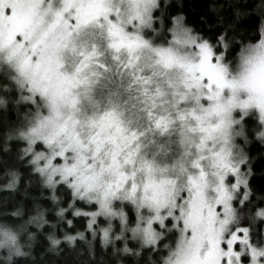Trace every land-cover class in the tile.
Returning a JSON list of instances; mask_svg holds the SVG:
<instances>
[{
	"label": "snow or ice",
	"instance_id": "1",
	"mask_svg": "<svg viewBox=\"0 0 264 264\" xmlns=\"http://www.w3.org/2000/svg\"><path fill=\"white\" fill-rule=\"evenodd\" d=\"M156 10V0H0V67L34 107L21 134L49 182L59 181L91 207L76 209L89 228L98 218H119L150 249L166 230L171 242L163 264H264V235L254 237L243 213L250 162L233 142L236 116L255 111L264 120V29L230 63L227 36L214 43L184 28L182 18L172 43L183 51L153 47L145 32ZM91 30L102 32L116 53L117 75L146 77L150 70L138 73L145 49L157 66L177 73L171 91L153 97L155 106L142 105V127L124 129L110 150L80 134L79 93L108 69L99 49L79 46ZM111 115L119 119L116 109ZM178 123L186 125L190 167L168 168L143 155L147 136L167 134ZM256 215L264 217V210Z\"/></svg>",
	"mask_w": 264,
	"mask_h": 264
},
{
	"label": "clouds",
	"instance_id": "2",
	"mask_svg": "<svg viewBox=\"0 0 264 264\" xmlns=\"http://www.w3.org/2000/svg\"><path fill=\"white\" fill-rule=\"evenodd\" d=\"M156 3L155 17L145 32L147 40L153 47H178L172 43L173 29L178 18H182L184 28L191 29L194 34H197L192 26L185 23L186 16L182 13L172 16L170 25L166 22V9L170 7L171 0H156ZM240 45H246V43L240 42ZM79 46L85 52L89 48L99 49L101 62H107L108 65L107 71L99 74L102 78L93 81V87L86 88L79 93L80 134L85 140L90 138L98 140L106 150H110L124 129L137 125L142 127V105L147 107L148 102H151L155 106L156 101L153 97L169 93L171 91L170 81L176 79L177 73L166 71L163 67L157 66L154 53L145 49L139 53L141 67L138 69V73L145 69L150 70L146 77L142 78L137 74L136 79H132L128 73L117 75L116 69L119 68V65L112 59L116 53L107 46L104 34L100 31L91 30L83 33L79 37ZM178 50L183 51L179 47ZM119 56L120 63H124L127 53L122 51ZM238 57L239 53L236 59ZM145 84H150L152 90L146 88ZM166 101L167 96L165 95V99L161 103ZM7 104L6 99L0 98V105L7 106ZM113 109L118 111L119 119L111 115ZM250 114L251 112H248L235 117L233 142L238 154L243 152L242 146L237 143L238 138H243L245 142L249 140L245 118ZM29 119L30 117L12 126L5 123L3 130L0 131V142L4 144V151H11V142L24 144V147L18 150L17 161L30 168L35 176L34 180H25L23 189H21L23 173L19 168H10L5 172V183L0 185V189L13 192L22 191L25 195L34 185L40 190L39 198L34 199L30 210L26 211L23 206H19L12 212L17 220L16 223L0 220V264H18L19 261L34 262L36 259L35 248L41 235L47 241L46 251L55 256H59L63 251L62 246L75 248L77 241H81L86 245L90 258L95 260V246L98 241L100 247L105 252L111 250L114 257L130 255L140 258L143 250L150 246L144 245L139 238L132 235L130 230L125 229L119 223V218H103L92 228L86 225V230H78L75 233L63 229L57 231L61 224H67L69 227L74 226L73 220L68 218V213L75 209L77 197L67 186L63 191H58L60 182L50 183L48 174L39 171L40 166L34 162V155L29 150L28 140L21 134L22 131H26ZM258 124L259 127L254 136L255 139L264 143V120H261L259 115ZM185 129V124L178 123L167 134L160 132L158 135L147 136L142 142L143 155L168 168H173L180 163L190 167L191 156L186 144ZM42 150L38 149L37 151ZM65 193H67L68 201L66 204ZM41 200H48L50 206L43 205ZM121 207L124 205L122 204ZM236 208L241 209L242 205L236 206ZM125 209L126 207L124 211ZM125 212H129V209L127 208ZM243 213H246L245 208ZM50 214L55 216V221L49 219ZM72 215L79 217L76 215V210L72 211ZM130 215L134 216L135 212L132 211ZM105 231L108 232L107 237H105ZM164 231L166 237L167 231ZM165 237H162V243L157 248H153L155 258L150 257L144 264H163L162 257L168 254V249L164 245L169 243ZM80 254L83 255V250ZM99 264H104L102 258ZM116 264H123V261L118 259Z\"/></svg>",
	"mask_w": 264,
	"mask_h": 264
},
{
	"label": "trees",
	"instance_id": "3",
	"mask_svg": "<svg viewBox=\"0 0 264 264\" xmlns=\"http://www.w3.org/2000/svg\"><path fill=\"white\" fill-rule=\"evenodd\" d=\"M264 0H171L170 7L166 9V22L170 25L172 16L184 14L186 16L185 23L193 27L195 33L205 39L212 40L214 43L219 36H227L229 49L225 55L228 61H236L237 54L240 51V42L258 43L261 38V31L264 29ZM223 47L222 45H217ZM0 73V98L8 101L7 106L0 105V131L3 130L5 123L9 126L22 122L28 118V114L34 111V107L29 101L21 99V92L15 88L13 82L6 74V69ZM26 95V93H24ZM249 140L244 145L243 152L249 163L250 173L247 177L248 192L250 203L246 207L245 226H250L253 230L254 237L264 235V217L257 216L256 213L264 210V143L255 139L254 133L258 130L259 124L256 115H251L246 120ZM24 147L21 142H11V151H4V144L0 142V185L5 183L4 175L6 170L10 168H19L23 173L21 180V189H23L24 181L35 179L31 169L23 166L17 161V154L20 148ZM249 168H242L248 172ZM66 187V186H65ZM65 187H59L58 191H63ZM245 191L242 187L241 194ZM40 190L37 186H33L28 190L27 195L22 191H11L0 189V220H6L16 223V218L12 212L19 206L30 210L34 199H38ZM66 201H67V193ZM45 206H50L48 200H41ZM235 206H241L236 204ZM82 211H91V207L87 202L76 201L75 209ZM68 213V218L73 220V227L67 224L58 226L57 231L61 229L75 233L76 231L86 230L87 217L72 215V211ZM127 211V208L125 209ZM49 219L55 221L54 215H49ZM103 218H98V223ZM47 230V229H46ZM171 241H169L170 243ZM135 247V245H132ZM63 251L59 256L52 255L47 252V241L44 236L39 237V243L35 248V261H19L18 264H99L101 258L104 264H116V261L122 260L123 264H144L150 257L155 258V250L145 248L142 256L136 258L134 256L125 255L114 257L111 250L105 252L97 241L95 246V260L90 258L86 245L77 241L75 248L62 246ZM83 250V255H81Z\"/></svg>",
	"mask_w": 264,
	"mask_h": 264
},
{
	"label": "rangeland",
	"instance_id": "4",
	"mask_svg": "<svg viewBox=\"0 0 264 264\" xmlns=\"http://www.w3.org/2000/svg\"><path fill=\"white\" fill-rule=\"evenodd\" d=\"M230 63H235V62H233V61H229ZM3 67H0V73H2V72H4L3 70ZM251 115H256V117H257V119H258V113L257 112H255V111H253L248 117H246L245 118V123H246V120H247V118H249ZM237 143L240 145V146H242V148H243V144L245 145L247 142H245V140L243 139V138H238V140H237ZM243 171V170H242ZM248 177V176H247ZM234 182V181H233ZM246 190H248V188L246 189ZM126 211V210H125Z\"/></svg>",
	"mask_w": 264,
	"mask_h": 264
}]
</instances>
